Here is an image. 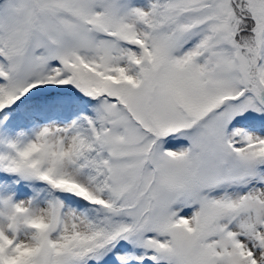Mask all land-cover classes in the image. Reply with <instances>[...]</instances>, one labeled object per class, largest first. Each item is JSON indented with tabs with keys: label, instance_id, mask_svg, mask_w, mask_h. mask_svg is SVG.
I'll list each match as a JSON object with an SVG mask.
<instances>
[{
	"label": "snow or ice",
	"instance_id": "snow-or-ice-1",
	"mask_svg": "<svg viewBox=\"0 0 264 264\" xmlns=\"http://www.w3.org/2000/svg\"><path fill=\"white\" fill-rule=\"evenodd\" d=\"M0 264H264V0H0Z\"/></svg>",
	"mask_w": 264,
	"mask_h": 264
}]
</instances>
